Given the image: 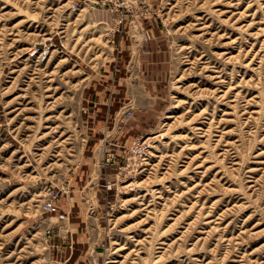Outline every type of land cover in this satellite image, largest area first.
<instances>
[{"label":"rangeland","instance_id":"1","mask_svg":"<svg viewBox=\"0 0 264 264\" xmlns=\"http://www.w3.org/2000/svg\"><path fill=\"white\" fill-rule=\"evenodd\" d=\"M125 15L0 0V264H264V0Z\"/></svg>","mask_w":264,"mask_h":264},{"label":"built area","instance_id":"2","mask_svg":"<svg viewBox=\"0 0 264 264\" xmlns=\"http://www.w3.org/2000/svg\"><path fill=\"white\" fill-rule=\"evenodd\" d=\"M137 1L139 0H93V4L110 11L118 19V24H122L126 17L125 12ZM48 209H50V205H48Z\"/></svg>","mask_w":264,"mask_h":264},{"label":"bare ground","instance_id":"3","mask_svg":"<svg viewBox=\"0 0 264 264\" xmlns=\"http://www.w3.org/2000/svg\"><path fill=\"white\" fill-rule=\"evenodd\" d=\"M139 15V14H138ZM134 21V20H133Z\"/></svg>","mask_w":264,"mask_h":264}]
</instances>
